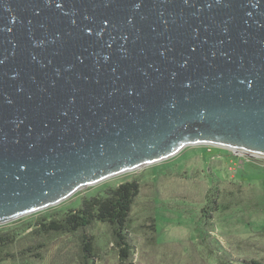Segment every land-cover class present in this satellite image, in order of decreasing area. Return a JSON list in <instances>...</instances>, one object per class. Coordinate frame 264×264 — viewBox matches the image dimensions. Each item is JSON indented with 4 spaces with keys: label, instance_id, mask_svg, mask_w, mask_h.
I'll use <instances>...</instances> for the list:
<instances>
[{
    "label": "water",
    "instance_id": "1",
    "mask_svg": "<svg viewBox=\"0 0 264 264\" xmlns=\"http://www.w3.org/2000/svg\"><path fill=\"white\" fill-rule=\"evenodd\" d=\"M194 144L264 158V0H0V225Z\"/></svg>",
    "mask_w": 264,
    "mask_h": 264
},
{
    "label": "rangeland",
    "instance_id": "2",
    "mask_svg": "<svg viewBox=\"0 0 264 264\" xmlns=\"http://www.w3.org/2000/svg\"><path fill=\"white\" fill-rule=\"evenodd\" d=\"M132 181L140 191L130 214L129 242L103 224L73 234L42 232L51 222L63 223L84 200ZM216 189L226 209L209 219L204 241L196 227L212 206ZM223 193L231 195L223 198ZM258 196L264 197V158L214 144L188 145L173 156L120 172L57 204L0 225V231L19 229L24 236L1 251L13 256L1 264H91L85 259L87 242L80 238L86 234L92 236L96 264H218L221 259L244 264L243 258L264 262V205L257 203ZM225 242L231 250L224 251ZM37 245L44 247L32 250ZM125 249L130 252L128 260L121 258ZM233 254L241 259L229 257Z\"/></svg>",
    "mask_w": 264,
    "mask_h": 264
},
{
    "label": "trees",
    "instance_id": "3",
    "mask_svg": "<svg viewBox=\"0 0 264 264\" xmlns=\"http://www.w3.org/2000/svg\"><path fill=\"white\" fill-rule=\"evenodd\" d=\"M260 189V188H259ZM140 191L139 184L135 181H132L130 183H123L115 188H112L110 190H106L104 194L100 196H93L89 199H86L83 201L82 207L78 210H75V213L73 215H68L65 219H63V223L60 222H51L47 228L42 229V232L44 233H60V234H73L78 229L81 230H87L88 227L95 226L96 224H103L107 225L111 228L112 233L117 238L127 239L129 242L128 237L130 236V214L135 202L136 197L138 196V193ZM215 198L212 201V206L209 208L208 212H203V214L200 216V220L197 223L196 227V233L200 238H202L204 241L207 239V224L209 223V219L214 217V213H219L220 211H223L226 209V204H223L220 202V191L216 189L214 192ZM231 195V193H223L222 197H226ZM258 204L262 207L264 205V197L258 196ZM204 214H209V216H206ZM153 221H156L155 217ZM249 225V224H248ZM25 230V229H24ZM21 229V231H24ZM20 230L16 229L13 231L6 230V231H0V253L4 248H10L12 247L20 238H24V236H20L19 234ZM154 233H157V228L154 225L153 229ZM34 233V232H33ZM31 235V234H28ZM26 237V236H25ZM81 240H85L87 242L88 251L84 252L86 253L85 259H90L91 264H96V256L94 257L92 255V236L86 234V236H81ZM130 238V237H129ZM219 243V242H218ZM135 246V243H133ZM129 246V244H128ZM43 245H37L32 250L36 249H43ZM130 247V246H129ZM231 250V247L228 242H225L224 248L225 250ZM221 248V249H222ZM223 250V249H222ZM231 253V251H229ZM37 256V254H35ZM130 256V252L125 249L121 253V258L124 260H128ZM226 254L224 255V258L226 259ZM229 256V255H228ZM229 257H235L240 258L237 254H233ZM12 255H1L0 254V264L2 262L12 260ZM233 259H230L229 261L222 260L218 262V264H231ZM244 264H264L263 261L257 260L254 258L250 259H242ZM241 261V262H242ZM240 262V263H241ZM128 264H133L131 263Z\"/></svg>",
    "mask_w": 264,
    "mask_h": 264
}]
</instances>
